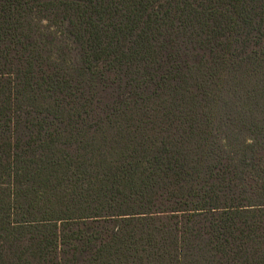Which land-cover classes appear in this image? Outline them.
<instances>
[{"label": "trees", "instance_id": "obj_1", "mask_svg": "<svg viewBox=\"0 0 264 264\" xmlns=\"http://www.w3.org/2000/svg\"><path fill=\"white\" fill-rule=\"evenodd\" d=\"M0 264H264V0H0Z\"/></svg>", "mask_w": 264, "mask_h": 264}]
</instances>
